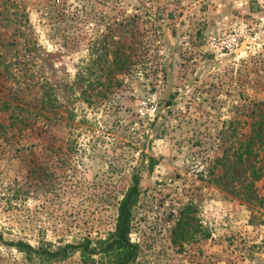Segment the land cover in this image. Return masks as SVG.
Wrapping results in <instances>:
<instances>
[{
	"label": "rangeland",
	"instance_id": "374dc122",
	"mask_svg": "<svg viewBox=\"0 0 264 264\" xmlns=\"http://www.w3.org/2000/svg\"><path fill=\"white\" fill-rule=\"evenodd\" d=\"M4 5L0 264H35L19 241L46 251L32 253L43 264H85L81 250L50 253L108 238L135 175L130 264H264V177L235 155L264 112V0ZM231 30L235 49L208 42Z\"/></svg>",
	"mask_w": 264,
	"mask_h": 264
},
{
	"label": "trees",
	"instance_id": "16d2710c",
	"mask_svg": "<svg viewBox=\"0 0 264 264\" xmlns=\"http://www.w3.org/2000/svg\"><path fill=\"white\" fill-rule=\"evenodd\" d=\"M9 13L10 10L6 5L0 7V22L2 18H6ZM114 53L115 64L120 68L124 64L122 56L126 55V53L124 50L120 51V48L118 47L115 48ZM9 67L10 66H6V71L8 69L11 75ZM2 73L3 71L0 69V78L2 77ZM2 106H6L10 109H26L21 103L15 104L10 101H5L2 103ZM46 106L49 109H55V104L51 95H48L45 104L42 105V107ZM18 119L21 121L22 117H18ZM235 155L238 162L243 161L245 157L252 156L255 160L250 168V176L254 181L261 180L264 177V112L262 113L261 118H258L251 123L250 133L246 139L242 140ZM147 160L152 161L154 159L148 156ZM140 194V178L138 175H135L133 184L129 187L119 203L116 229L108 238L99 240L95 247H92V241L90 239H85L82 243L59 246L55 252L50 253L51 256H55V260H64L71 256L76 250H81L85 264L96 263V259L93 257L94 254L102 255L101 264H130L135 262L138 256V246L131 239V230L134 219L133 209L139 201ZM185 218L186 216L183 213L178 219V223L173 230L174 242L187 238V232L184 227ZM16 244L22 247L26 246L29 249V258L35 264L38 262L39 264H43L44 260H50L46 257H35L32 255V253H45L46 251H42V249H34L31 245L22 241H19Z\"/></svg>",
	"mask_w": 264,
	"mask_h": 264
},
{
	"label": "built area",
	"instance_id": "2783aa9c",
	"mask_svg": "<svg viewBox=\"0 0 264 264\" xmlns=\"http://www.w3.org/2000/svg\"><path fill=\"white\" fill-rule=\"evenodd\" d=\"M241 41V32L237 30H231L230 32H223L219 35H211L208 38V42L215 48L223 49H235L239 46Z\"/></svg>",
	"mask_w": 264,
	"mask_h": 264
},
{
	"label": "crops",
	"instance_id": "0c3cea01",
	"mask_svg": "<svg viewBox=\"0 0 264 264\" xmlns=\"http://www.w3.org/2000/svg\"><path fill=\"white\" fill-rule=\"evenodd\" d=\"M248 9H250V6H249V8ZM211 21V20H210Z\"/></svg>",
	"mask_w": 264,
	"mask_h": 264
}]
</instances>
